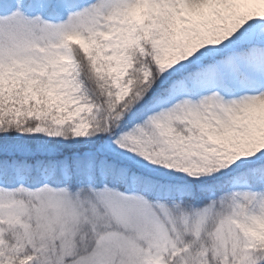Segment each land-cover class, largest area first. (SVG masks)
<instances>
[{
  "label": "snow or ice",
  "instance_id": "snow-or-ice-1",
  "mask_svg": "<svg viewBox=\"0 0 264 264\" xmlns=\"http://www.w3.org/2000/svg\"><path fill=\"white\" fill-rule=\"evenodd\" d=\"M0 264H264V0H0Z\"/></svg>",
  "mask_w": 264,
  "mask_h": 264
}]
</instances>
